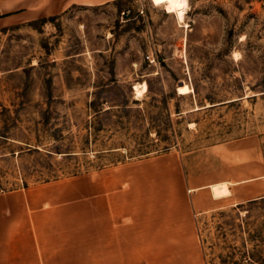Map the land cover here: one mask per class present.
Wrapping results in <instances>:
<instances>
[{"label":"rangeland","instance_id":"1","mask_svg":"<svg viewBox=\"0 0 264 264\" xmlns=\"http://www.w3.org/2000/svg\"><path fill=\"white\" fill-rule=\"evenodd\" d=\"M19 11L0 0V204L53 209L37 218L50 236L82 224L99 172L143 177L159 170L155 158L183 162L245 140L236 179L250 163L256 196L217 203L196 224L205 264H264V0H178L173 12L116 0L29 20ZM40 193L49 204L31 205Z\"/></svg>","mask_w":264,"mask_h":264},{"label":"crops","instance_id":"2","mask_svg":"<svg viewBox=\"0 0 264 264\" xmlns=\"http://www.w3.org/2000/svg\"><path fill=\"white\" fill-rule=\"evenodd\" d=\"M8 1L20 9L17 17L29 20L56 16L74 5H102L116 0ZM244 141L197 151L183 162L173 154L155 158L151 163L159 170L138 176L140 185L134 173L99 172L93 191L85 185L82 224L72 220L65 231L51 230L50 236L37 218L52 214L53 209L28 212L20 205L19 210L7 211V203H1L0 264H205L196 215L217 203L256 196L251 191L250 163L242 167L236 179L234 148L239 145L247 154L249 148ZM214 151L221 153L217 166L213 163ZM91 192L96 194L93 199ZM175 195L184 201L190 196L193 206L182 205ZM49 197L40 193L32 197L31 205L44 198L48 202ZM16 217L23 221L19 227L11 223Z\"/></svg>","mask_w":264,"mask_h":264},{"label":"bare ground","instance_id":"3","mask_svg":"<svg viewBox=\"0 0 264 264\" xmlns=\"http://www.w3.org/2000/svg\"><path fill=\"white\" fill-rule=\"evenodd\" d=\"M161 2H163V3H165V5H166V9H167V11L168 12H173V11H175L176 10V6H177V4H178V0H160ZM144 85V84H143ZM146 86L144 85V88H145ZM143 87L141 88L142 90L144 89ZM137 91V90H136ZM180 91L181 92H187V89H186V87H185V85H182L181 87H180ZM140 93V92H139Z\"/></svg>","mask_w":264,"mask_h":264}]
</instances>
